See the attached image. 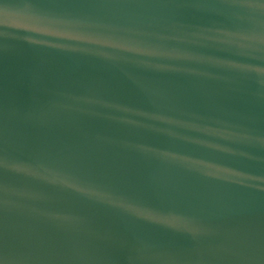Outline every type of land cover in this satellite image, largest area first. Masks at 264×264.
<instances>
[{
	"label": "water",
	"instance_id": "95a60500",
	"mask_svg": "<svg viewBox=\"0 0 264 264\" xmlns=\"http://www.w3.org/2000/svg\"><path fill=\"white\" fill-rule=\"evenodd\" d=\"M0 264H264V0H0Z\"/></svg>",
	"mask_w": 264,
	"mask_h": 264
}]
</instances>
